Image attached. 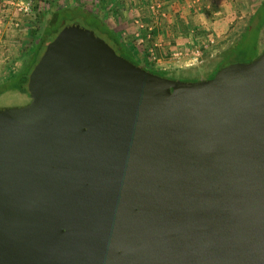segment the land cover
Listing matches in <instances>:
<instances>
[{"label":"water","instance_id":"1","mask_svg":"<svg viewBox=\"0 0 264 264\" xmlns=\"http://www.w3.org/2000/svg\"><path fill=\"white\" fill-rule=\"evenodd\" d=\"M0 108V264H264V51L197 81L74 23Z\"/></svg>","mask_w":264,"mask_h":264},{"label":"rangeland","instance_id":"2","mask_svg":"<svg viewBox=\"0 0 264 264\" xmlns=\"http://www.w3.org/2000/svg\"><path fill=\"white\" fill-rule=\"evenodd\" d=\"M83 1L85 0H42L40 4L32 0V9L29 12L19 13L25 16V20L23 19L24 21L18 26L21 31L14 32L12 36L15 38L19 35V40L12 41L8 50L2 49V51L6 50L4 54L2 52L1 55L0 52L2 59L0 68L4 69L0 76V84L3 85L0 87V108L22 106L30 101L28 94H20L12 87L17 83V75L24 71L29 58L41 45L45 31L51 33L49 38L53 41L67 24L78 23L94 30L100 37L106 38V35L95 28L93 24L95 19L88 18L86 14L98 17L113 29L142 66L163 70L167 76L178 80L208 79L219 65L249 62L264 51V0H247L248 14L243 22H240L235 34L228 35L222 41H204L183 49H175L166 57L168 62L161 65L156 61L158 52L154 50L155 58L151 53L144 51L135 40V34L130 28V16L127 13L123 15L119 13V11L127 12L126 6H117L119 0ZM87 2L89 5H85ZM259 8L262 10H259L257 25L249 27ZM2 16L3 14L0 15V19ZM51 41L46 40V44L39 48L42 54ZM5 56L9 57L5 59Z\"/></svg>","mask_w":264,"mask_h":264},{"label":"crops","instance_id":"3","mask_svg":"<svg viewBox=\"0 0 264 264\" xmlns=\"http://www.w3.org/2000/svg\"><path fill=\"white\" fill-rule=\"evenodd\" d=\"M246 2L247 0H119L117 6H126L127 12L119 13L130 16V28L135 34V40L144 51L158 52L156 61L161 65L168 62L166 57L175 49L210 40L218 42L235 34L248 14ZM36 3L41 4L42 0H36ZM5 4H9V0H0V15L3 14L4 19L3 22L0 21L1 55L6 52L2 49L8 50L12 41L19 40V35L12 38L14 32L21 31L15 23L25 20V16ZM85 5H89V2ZM8 57L5 56V59ZM3 70L0 68V76Z\"/></svg>","mask_w":264,"mask_h":264},{"label":"trees","instance_id":"4","mask_svg":"<svg viewBox=\"0 0 264 264\" xmlns=\"http://www.w3.org/2000/svg\"><path fill=\"white\" fill-rule=\"evenodd\" d=\"M262 8V7H261ZM259 8L257 10V12L255 13V15L253 16L252 18V22L251 24L249 25V27H254L256 26L257 24V18L259 19V10L261 9ZM262 10V9H261ZM63 12V11H62ZM86 14V13H85ZM88 18H91V19H95L93 20L94 21V25H95V28H97L103 35H106V38L105 40L117 51V53H119L120 55L126 57L127 59H129L130 61H132L133 63H135L136 65L138 66H141L151 72H154L156 74H159L161 76H165V77H169L167 76L166 72L163 71V70H159V69H151V68H148L146 66H142L139 61L135 58V55L133 54L132 51H130L129 49H127L120 36L111 28H109L105 23H103L98 17L96 16H90L88 14H86ZM256 20V21H255ZM71 24H74V23H71ZM78 24V23H77ZM69 25V24H67ZM66 25V26H67ZM81 25V24H79ZM82 27H84L83 25H81ZM86 28V27H84ZM87 29H90V28H87ZM92 30V29H90ZM94 31V30H92ZM59 32V31H58ZM95 32V31H94ZM60 33V32H59ZM58 33V34H59ZM96 33V32H95ZM97 34V33H96ZM51 35L50 32H44L43 34V37H42V40H41V45H39V48L46 44L45 41H51V39L49 38ZM99 35V34H98ZM100 36V35H99ZM102 37V36H101ZM47 38V39H46ZM103 38V37H102ZM43 42V44H42ZM49 43V42H47ZM48 45V44H47ZM39 48L37 49V51H35L31 57L29 58L28 60V63L24 69V71H22L19 75H17V83L12 87L14 90H16L18 93L20 94H23V95H29V91H28V87H27V84H28V80H29V75L32 71V69L34 68V66L37 64V62L39 61L40 57H41V54L42 52L39 50ZM222 67H225L224 65H219V67L216 69V71H214L209 78H213L214 75L222 68ZM169 78H173V77H169ZM175 79V78H173ZM189 81H195V79L193 80H189ZM3 86L2 84H0V87Z\"/></svg>","mask_w":264,"mask_h":264},{"label":"built area","instance_id":"5","mask_svg":"<svg viewBox=\"0 0 264 264\" xmlns=\"http://www.w3.org/2000/svg\"><path fill=\"white\" fill-rule=\"evenodd\" d=\"M7 5L12 6L16 13H28L32 9V0H9V4H5V6ZM5 10H7V8H5ZM0 21H4L3 17L0 19ZM19 24V22L15 23L16 26H19ZM151 52V54L155 57V51L152 50Z\"/></svg>","mask_w":264,"mask_h":264},{"label":"flooded vegetation","instance_id":"6","mask_svg":"<svg viewBox=\"0 0 264 264\" xmlns=\"http://www.w3.org/2000/svg\"><path fill=\"white\" fill-rule=\"evenodd\" d=\"M208 79H210V78L208 77Z\"/></svg>","mask_w":264,"mask_h":264}]
</instances>
